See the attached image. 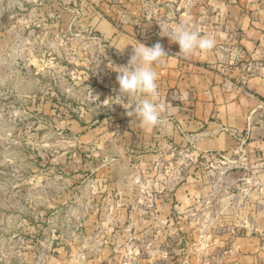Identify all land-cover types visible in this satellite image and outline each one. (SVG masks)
<instances>
[{
    "label": "rangeland",
    "instance_id": "1",
    "mask_svg": "<svg viewBox=\"0 0 264 264\" xmlns=\"http://www.w3.org/2000/svg\"><path fill=\"white\" fill-rule=\"evenodd\" d=\"M204 3L0 0V264H264V156L117 135L123 62L100 24L153 44L198 31Z\"/></svg>",
    "mask_w": 264,
    "mask_h": 264
},
{
    "label": "crops",
    "instance_id": "2",
    "mask_svg": "<svg viewBox=\"0 0 264 264\" xmlns=\"http://www.w3.org/2000/svg\"><path fill=\"white\" fill-rule=\"evenodd\" d=\"M208 15L198 31L214 36L207 53L179 54L178 44L162 37L149 44L104 21L105 38L126 66L138 42L159 43L167 56L153 65L158 73V102L165 105L161 123L143 127L129 109L142 94L124 100L118 111L119 143L123 150H181L191 155L245 151L264 156V0H205ZM184 16L183 13L179 15ZM152 35L151 37H153ZM120 67V66H116ZM115 72V71H114ZM119 93L117 73L113 82Z\"/></svg>",
    "mask_w": 264,
    "mask_h": 264
},
{
    "label": "clouds",
    "instance_id": "3",
    "mask_svg": "<svg viewBox=\"0 0 264 264\" xmlns=\"http://www.w3.org/2000/svg\"><path fill=\"white\" fill-rule=\"evenodd\" d=\"M171 42L178 44L179 54L190 56L197 51L207 53L216 47L214 36L178 25L171 29L166 35ZM167 56L163 47L157 43L154 46H147L138 42L133 47V54L126 66L116 67L119 95L125 100L142 94L145 98L136 101L129 109L127 115L135 116L138 122L145 128H153L161 123L162 113L165 105L158 102V73L153 65L163 61ZM94 97V96H93Z\"/></svg>",
    "mask_w": 264,
    "mask_h": 264
}]
</instances>
